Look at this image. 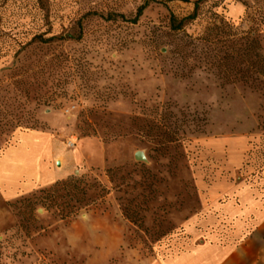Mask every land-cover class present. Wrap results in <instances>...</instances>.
<instances>
[{"label":"rangeland","instance_id":"obj_1","mask_svg":"<svg viewBox=\"0 0 264 264\" xmlns=\"http://www.w3.org/2000/svg\"><path fill=\"white\" fill-rule=\"evenodd\" d=\"M21 1L8 32L30 41ZM196 1L51 0L60 39L0 56V158L46 133L49 169L89 186L67 219L65 192L39 193L56 182L0 203V264H264V86L174 75L163 35ZM245 2L225 14L259 31L264 55V0Z\"/></svg>","mask_w":264,"mask_h":264},{"label":"trees","instance_id":"obj_2","mask_svg":"<svg viewBox=\"0 0 264 264\" xmlns=\"http://www.w3.org/2000/svg\"><path fill=\"white\" fill-rule=\"evenodd\" d=\"M12 0L0 1V56L6 57L14 53L18 58L28 47L34 44H51L58 41L52 34L53 24L49 22L50 12L54 5L51 0L21 1L18 10H29L31 19L35 23L33 29L37 31L29 41L28 37L21 38V33L10 34L16 27L10 28L7 20ZM210 0H197L194 11L185 18H178L171 14L166 27L164 39L174 40L166 43L169 46L173 59H178L184 65L177 66L174 75L186 78V70L191 73L194 69L212 71L220 80L239 82L250 87L264 86V55L258 30H245L226 16V0H224V13L220 12L219 4L208 5ZM250 9L245 0H236ZM261 27H264V11L260 12ZM47 24H43L46 23ZM45 31H41L42 28ZM195 64H194V63ZM85 178L70 177L56 182L51 188L41 190L40 194H47L50 204H56L52 195L59 192L66 193L65 209L70 212L63 217L77 214L81 204L88 193L89 186L84 183ZM97 188H102L100 185ZM104 189H101L103 191ZM36 194L34 195V197ZM78 204V205H74Z\"/></svg>","mask_w":264,"mask_h":264},{"label":"crops","instance_id":"obj_3","mask_svg":"<svg viewBox=\"0 0 264 264\" xmlns=\"http://www.w3.org/2000/svg\"><path fill=\"white\" fill-rule=\"evenodd\" d=\"M243 12L241 5L229 6L228 14L234 19L239 18ZM52 157L53 142L46 133L23 134L19 144L7 150L0 158L1 205L16 199L21 192L27 193L39 186L64 179V176H59L46 165V161ZM2 225L0 220V228Z\"/></svg>","mask_w":264,"mask_h":264}]
</instances>
